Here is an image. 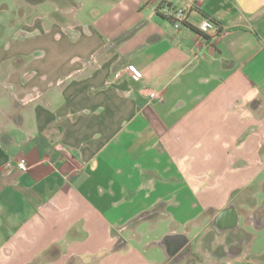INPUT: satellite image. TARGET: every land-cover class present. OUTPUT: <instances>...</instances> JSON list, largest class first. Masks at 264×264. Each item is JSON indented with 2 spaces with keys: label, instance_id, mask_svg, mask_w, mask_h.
Returning a JSON list of instances; mask_svg holds the SVG:
<instances>
[{
  "label": "crops",
  "instance_id": "0c3cea01",
  "mask_svg": "<svg viewBox=\"0 0 264 264\" xmlns=\"http://www.w3.org/2000/svg\"><path fill=\"white\" fill-rule=\"evenodd\" d=\"M129 1L55 77L0 24V264H264V0Z\"/></svg>",
  "mask_w": 264,
  "mask_h": 264
},
{
  "label": "rangeland",
  "instance_id": "374dc122",
  "mask_svg": "<svg viewBox=\"0 0 264 264\" xmlns=\"http://www.w3.org/2000/svg\"><path fill=\"white\" fill-rule=\"evenodd\" d=\"M0 0V24L7 20H13L11 26H7L4 34H17L19 38L26 40L21 42L22 51L26 46V55L15 58V63L20 64L24 60L46 67L50 75L55 77L59 72L70 69L73 62L79 57H86L94 43L98 44L97 30L104 31L105 20H109L108 29L111 30L121 22L123 18H130L133 13V2H125L119 8L110 11L106 3L110 0ZM129 7L127 12L124 10ZM118 10L122 14L120 19H115L113 14ZM146 11V10H145ZM126 12V13H125ZM137 17L133 18V21ZM97 21L96 31L94 22ZM118 20V21H116ZM99 23V24H98ZM101 23V24H100ZM11 29L10 32L7 31ZM92 35V41L87 39ZM78 36L80 41H77ZM29 39V40H27ZM28 47V48H27ZM264 228L255 232L252 247L258 252H264L262 235Z\"/></svg>",
  "mask_w": 264,
  "mask_h": 264
},
{
  "label": "built area",
  "instance_id": "2783aa9c",
  "mask_svg": "<svg viewBox=\"0 0 264 264\" xmlns=\"http://www.w3.org/2000/svg\"><path fill=\"white\" fill-rule=\"evenodd\" d=\"M171 17H172L173 25L176 28L181 27L183 25V23L185 22V20L187 19L186 9L185 8H178V9L173 10ZM214 30H215V25L209 19H203L198 26V31L201 34H207V33L214 31ZM129 71H130V75H131L133 80L138 81L141 78V74L138 71H136L135 69H133L132 67H129ZM151 96L156 97L155 94H152ZM18 168L21 171H26L27 167H26L25 161H20L18 163Z\"/></svg>",
  "mask_w": 264,
  "mask_h": 264
},
{
  "label": "water",
  "instance_id": "95a60500",
  "mask_svg": "<svg viewBox=\"0 0 264 264\" xmlns=\"http://www.w3.org/2000/svg\"><path fill=\"white\" fill-rule=\"evenodd\" d=\"M229 210L227 209L225 212H223V214L219 215L216 219H215V223H219L220 221L222 222V224L225 226V228L228 229H235V227H237L238 224V217L237 214L233 215H227L224 216L226 214V212H228ZM232 212L229 211V213Z\"/></svg>",
  "mask_w": 264,
  "mask_h": 264
},
{
  "label": "trees",
  "instance_id": "16d2710c",
  "mask_svg": "<svg viewBox=\"0 0 264 264\" xmlns=\"http://www.w3.org/2000/svg\"><path fill=\"white\" fill-rule=\"evenodd\" d=\"M27 1L31 2L30 0H27ZM39 1H40V0H39ZM42 1H43V0H42ZM42 1H40V2H42ZM53 1H57V0H53ZM166 16H167V15H166ZM166 16L161 15L160 17L165 18V19H167L168 21H172V17H171V16H170V17H169V16L166 17ZM194 31H195V30H194ZM195 32H196V31H195ZM249 203H250V204H253V203H254V200H253V199H250V200H249Z\"/></svg>",
  "mask_w": 264,
  "mask_h": 264
}]
</instances>
